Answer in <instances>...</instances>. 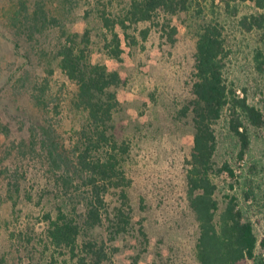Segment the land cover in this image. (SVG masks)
<instances>
[{
    "label": "rangeland",
    "instance_id": "rangeland-1",
    "mask_svg": "<svg viewBox=\"0 0 264 264\" xmlns=\"http://www.w3.org/2000/svg\"><path fill=\"white\" fill-rule=\"evenodd\" d=\"M130 1L0 0V249L15 254L20 248L31 259L26 258V264H70L67 251L50 248L46 215L57 207L80 212L88 195L80 180L68 188L51 183L57 178L43 161L38 138L46 128L72 157L85 125L86 113L72 102L76 86L54 57L66 38L63 25L67 31L81 33L89 27L92 59L119 71L123 78L118 89L122 109L111 132L119 143L129 145L123 165L133 212L130 228L115 243L119 252L114 264H199L195 254L198 223L187 182L195 127L192 111L185 114L184 110L193 99L196 31L204 20L218 23L223 31L228 83L264 114V29L246 31L239 24L245 15L264 10L251 1L234 0L227 8L224 0H191L188 12L173 17L138 25L128 22L126 30L118 24L123 53L117 61L108 54L106 35L110 34L100 14L105 10L112 19L123 17ZM47 81L43 107L32 93L36 84ZM248 128L251 145L241 159V143L230 130L228 113L215 124L216 168L228 163L235 177L222 173L213 178L221 209L236 197L262 241L264 125ZM14 171L19 176L25 173L21 179L38 189L34 198L4 193L3 186L15 177ZM104 234L108 237L106 228L88 232L86 237Z\"/></svg>",
    "mask_w": 264,
    "mask_h": 264
},
{
    "label": "trees",
    "instance_id": "trees-1",
    "mask_svg": "<svg viewBox=\"0 0 264 264\" xmlns=\"http://www.w3.org/2000/svg\"><path fill=\"white\" fill-rule=\"evenodd\" d=\"M224 1L230 8L234 0ZM241 1H251L264 10V0ZM191 6V0H131L123 17L117 19L109 17L104 10L100 15L110 34V37L106 35L108 54L117 61L121 60L123 49L121 36L116 31L118 24L126 30L128 22L132 25L155 22L163 16L188 12ZM40 13L42 8L36 12V20ZM239 24L246 31L263 30L264 13L245 15ZM219 26L207 20L198 25L193 99L184 110L185 114L192 111L195 127L194 144L187 160L188 195L198 223L195 254L199 264H264V239L259 240L253 222L246 217L238 199L231 197L221 209L216 198L217 184L213 176L228 173L235 177V172L228 163L216 168L214 157L218 141L215 124L228 113L230 130L241 143V159L251 145L248 125L257 128L264 125L263 112L249 103L248 96H241L238 88L228 83L224 70L228 52ZM63 34L66 38L54 57L61 72L76 86L72 102L75 109L86 113L85 125L72 157L62 151L46 128L43 133H38V138L42 142L43 161L57 178L51 183L68 188L80 180L88 188V195L80 212L63 207L48 211L46 239L50 248L68 252L70 264H114L113 259L119 252L115 243L130 228L133 212L123 165V154L127 153L129 145L119 143L111 132L116 115L122 109L118 89L123 85V78L119 71L92 59L89 27L81 33L67 31L63 25ZM48 84V81L36 84L32 93L39 106L46 104ZM14 173L9 185L3 186L4 193L15 192L19 199L25 196L34 198V190L38 191L33 187L35 185H27L28 182L26 184L21 179L25 178V173L20 176L18 171ZM105 228L108 237L105 234L103 237H86L88 232L104 231ZM10 250L0 249V264H26V258L31 262L20 248L15 254ZM48 258L53 260L54 255L50 254Z\"/></svg>",
    "mask_w": 264,
    "mask_h": 264
}]
</instances>
